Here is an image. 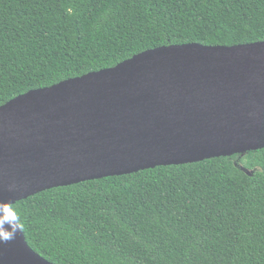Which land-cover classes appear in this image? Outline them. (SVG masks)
<instances>
[{
  "label": "trees",
  "instance_id": "1",
  "mask_svg": "<svg viewBox=\"0 0 264 264\" xmlns=\"http://www.w3.org/2000/svg\"><path fill=\"white\" fill-rule=\"evenodd\" d=\"M258 42L264 0H0V107L159 47ZM10 213L53 264H264V149L51 189Z\"/></svg>",
  "mask_w": 264,
  "mask_h": 264
},
{
  "label": "water",
  "instance_id": "2",
  "mask_svg": "<svg viewBox=\"0 0 264 264\" xmlns=\"http://www.w3.org/2000/svg\"><path fill=\"white\" fill-rule=\"evenodd\" d=\"M264 149V42L185 44L0 107V264H53L10 207L39 193Z\"/></svg>",
  "mask_w": 264,
  "mask_h": 264
},
{
  "label": "rangeland",
  "instance_id": "3",
  "mask_svg": "<svg viewBox=\"0 0 264 264\" xmlns=\"http://www.w3.org/2000/svg\"><path fill=\"white\" fill-rule=\"evenodd\" d=\"M237 164L239 165V163L237 162ZM249 174H252L251 172Z\"/></svg>",
  "mask_w": 264,
  "mask_h": 264
}]
</instances>
